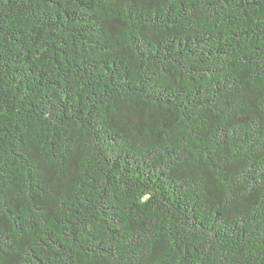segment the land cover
Instances as JSON below:
<instances>
[{"label": "trees", "instance_id": "1", "mask_svg": "<svg viewBox=\"0 0 264 264\" xmlns=\"http://www.w3.org/2000/svg\"><path fill=\"white\" fill-rule=\"evenodd\" d=\"M0 264H264V0H0Z\"/></svg>", "mask_w": 264, "mask_h": 264}]
</instances>
